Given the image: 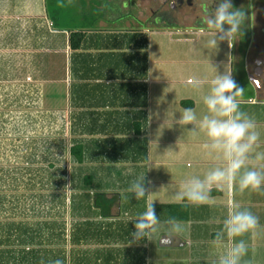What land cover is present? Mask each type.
Masks as SVG:
<instances>
[{"label": "crops", "instance_id": "0c3cea01", "mask_svg": "<svg viewBox=\"0 0 264 264\" xmlns=\"http://www.w3.org/2000/svg\"><path fill=\"white\" fill-rule=\"evenodd\" d=\"M263 23L264 0H255V29L260 30ZM124 33L147 35V38L141 37L145 40L142 48H138L140 42L136 36L126 49L123 48L122 56L127 59L124 63L128 68L125 77L133 83L127 97L137 96L138 92L142 94V86L138 88V83L143 84V105L136 97L134 101L127 98L122 106L118 101L101 104L97 95L83 101L78 96L74 97V103L79 109L86 110L90 125H99L102 129L111 124L113 134L134 137L120 144V151L125 149L127 154L124 151V158L126 161L131 159L128 166H138L139 170L123 176L125 186L121 193L124 198L117 187L105 191L92 190L108 195L119 194L118 205L111 209L112 216L101 218L98 210L92 207L90 197L81 200L79 205L82 208L78 209L76 216L82 217L83 222L74 226L72 240L85 241L88 257L78 255L74 257L75 261L71 257L56 255V259H60L62 264H216L218 256L232 242L226 240L219 247H214L213 234L222 226L228 211L238 205L258 218L257 228L242 237L248 247L245 259L251 264H264V191L239 192L234 185L226 183L214 186L210 192L211 199L205 204L193 205L176 199V193L186 178L202 176L211 167L222 164L221 160L206 154L203 134L189 131L192 125L184 126L178 120L184 108H193L198 114L205 111L202 95L207 91L215 69L219 73L230 72L235 81L241 82L239 86L244 91L237 100L241 111L254 119L261 133L256 151L264 152V96L255 94L247 79L245 56L238 41L235 46L231 39L223 41L222 49H192L187 45L193 41L188 35L170 30H151L147 34L128 30ZM65 35L67 41L68 33L55 28L49 20L46 0H0V75L4 73L7 78L17 77L24 82L32 71L33 58L36 66L37 57L43 52L47 54L49 39L56 40L55 46L62 52ZM88 35L106 36L93 32ZM201 35L215 36V33L207 29L197 33L196 37ZM91 38L88 37V49L82 52L90 54L95 59L91 65L97 66L95 57L100 45L97 38ZM131 44L135 45L134 50ZM234 60L235 64L241 65L243 80L236 73ZM193 81L198 83L199 91L193 88ZM138 120L139 132L133 126V122ZM248 165L264 169V161L250 159ZM143 174L147 196L138 201L127 189ZM151 204L168 206L166 211L157 207L156 214L161 221L170 217L180 221L184 231L171 235L159 229L144 239L133 241L130 237L134 231L133 220ZM161 239H166V243L161 244ZM74 242L72 244L79 247ZM50 258L36 255L27 259L0 253V264H27L28 261L45 259L47 263Z\"/></svg>", "mask_w": 264, "mask_h": 264}, {"label": "rangeland", "instance_id": "374dc122", "mask_svg": "<svg viewBox=\"0 0 264 264\" xmlns=\"http://www.w3.org/2000/svg\"><path fill=\"white\" fill-rule=\"evenodd\" d=\"M49 2L50 10L58 7L59 25L88 30L87 35L96 28L86 13L85 4L79 5L74 0ZM117 28L112 27L117 32L132 29L129 25ZM132 35L137 36L138 43L141 37L147 38L141 33ZM188 37L193 40L187 44L190 48L205 49L215 36ZM241 37L239 44H245L246 39L243 41ZM231 41L235 46L236 37ZM55 42L49 39L47 54L43 52L37 57L36 66L33 58L32 71L24 82L17 77L7 78L4 73L0 75V253L27 259L36 255L51 257L47 263L45 259L27 264H54L56 255L75 261L78 255L88 257L85 241L72 240L74 226L83 222L82 217L76 216L82 208L81 200L87 199L94 188L105 191L113 187L120 188L118 193L124 198L123 176L139 170L138 166H128L131 159L126 161L125 149V152L120 151V144L134 137L113 134L111 124L102 129L99 125H90L86 110L74 103L70 85L75 77L68 65L71 53L66 35L62 52ZM222 47L223 41H220L215 48ZM233 63L243 80L241 65L235 64V60ZM90 127L93 130L88 129ZM74 142L85 146L82 164H77L68 153ZM85 174L93 178L91 188L83 187Z\"/></svg>", "mask_w": 264, "mask_h": 264}, {"label": "clouds", "instance_id": "9594fccd", "mask_svg": "<svg viewBox=\"0 0 264 264\" xmlns=\"http://www.w3.org/2000/svg\"><path fill=\"white\" fill-rule=\"evenodd\" d=\"M215 8L208 11L205 24L215 37L208 41L210 47L218 46L220 41L241 35L245 25V10L234 8L232 0H211ZM193 88L199 85L193 81ZM230 72L219 73L210 80L207 91L202 95L205 111L198 114L193 108H184L179 115L182 125H192L189 131L202 133L205 137L204 149L207 155L222 161L202 176L193 175L184 180L176 199L193 205L208 203L214 186L232 184L239 192L245 190L264 191V169L249 167L248 161H264V152L256 151L261 133L256 123L247 113L241 111L237 97L243 94ZM144 175L133 181L127 189L136 200L144 199L146 187ZM258 226V218L246 208L233 206L223 220L222 226L213 234L212 244L219 247L226 240L232 243L218 256L216 264H251L246 260L248 247L242 238ZM134 231L130 233L133 241L144 239L159 229L171 235L184 231L183 225L175 218L161 221L152 204L133 220ZM54 264H62L60 259Z\"/></svg>", "mask_w": 264, "mask_h": 264}, {"label": "flooded vegetation", "instance_id": "af4514ba", "mask_svg": "<svg viewBox=\"0 0 264 264\" xmlns=\"http://www.w3.org/2000/svg\"><path fill=\"white\" fill-rule=\"evenodd\" d=\"M86 7L96 28L93 33L118 31L117 27L149 32L170 30L182 35H196L207 30L205 19L208 11L215 8L211 0H74ZM234 8L245 10L246 20L242 34L246 39L239 44L244 53L246 76L255 94L264 96V23L255 29V0H232ZM113 27V29H112ZM119 29V28H117Z\"/></svg>", "mask_w": 264, "mask_h": 264}, {"label": "trees", "instance_id": "16d2710c", "mask_svg": "<svg viewBox=\"0 0 264 264\" xmlns=\"http://www.w3.org/2000/svg\"><path fill=\"white\" fill-rule=\"evenodd\" d=\"M52 1L54 2L56 0ZM48 2L49 0H46V11L52 25L55 28H62L68 33L66 42L67 48L71 53V58L68 65L71 73L75 77V81L79 82V84H77L75 81H73L74 83L70 85V95L73 97V100L77 96L80 97L81 101H83L89 97L97 95L99 98L98 102L101 104H113L118 101L120 102V106H122L124 105L125 100L130 99L131 101H134L136 97V99L143 105V102L145 101V88L143 84L140 85L138 83V88H141L142 86V94L138 92L137 96L134 95L127 97L128 91L131 87H133V83L129 81L127 77H125V73L127 72L128 68L124 63L127 59L122 57L123 48H126L130 45L132 40L135 38V35L116 31H112L114 34L110 33L105 38L101 35H94V37L98 40V45H100V51L97 52V56L95 57L97 66H92L91 64H93L92 62L95 59H93L90 54L82 52L83 50L88 49V37L90 36L87 35V30L59 25L57 21V12H59L58 7L56 8V6H54L52 10H50V2ZM141 43L144 44L145 40L141 39L140 44ZM144 74L145 73H143V76ZM114 79L116 81H114ZM92 80H96V82H93ZM138 112L140 114V111ZM133 123L135 130L139 132L140 121L138 120ZM68 153L77 164H82L85 157V146L81 142H74L68 148ZM82 183L84 188H91L93 184L92 176L90 174L83 175ZM87 196L91 198L92 207L97 209L99 216L104 219L112 216L111 209L112 207L117 206L119 202L118 193H112L108 195L103 191H94ZM157 207L164 209L165 211L168 208V206L153 205L155 210Z\"/></svg>", "mask_w": 264, "mask_h": 264}, {"label": "water", "instance_id": "95a60500", "mask_svg": "<svg viewBox=\"0 0 264 264\" xmlns=\"http://www.w3.org/2000/svg\"><path fill=\"white\" fill-rule=\"evenodd\" d=\"M248 79L250 80V76H248ZM166 241H167L166 239H161V241H160V242H161V244H165V243H166Z\"/></svg>", "mask_w": 264, "mask_h": 264}, {"label": "built area", "instance_id": "2783aa9c", "mask_svg": "<svg viewBox=\"0 0 264 264\" xmlns=\"http://www.w3.org/2000/svg\"><path fill=\"white\" fill-rule=\"evenodd\" d=\"M26 80L28 81V80H29V78H26Z\"/></svg>", "mask_w": 264, "mask_h": 264}]
</instances>
